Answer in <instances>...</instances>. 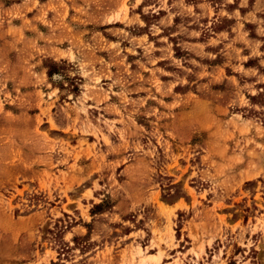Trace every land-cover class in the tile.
Segmentation results:
<instances>
[{
  "label": "rangeland",
  "instance_id": "1",
  "mask_svg": "<svg viewBox=\"0 0 264 264\" xmlns=\"http://www.w3.org/2000/svg\"><path fill=\"white\" fill-rule=\"evenodd\" d=\"M0 264H264V0H0Z\"/></svg>",
  "mask_w": 264,
  "mask_h": 264
},
{
  "label": "trees",
  "instance_id": "2",
  "mask_svg": "<svg viewBox=\"0 0 264 264\" xmlns=\"http://www.w3.org/2000/svg\"><path fill=\"white\" fill-rule=\"evenodd\" d=\"M96 208H97V206H96Z\"/></svg>",
  "mask_w": 264,
  "mask_h": 264
}]
</instances>
